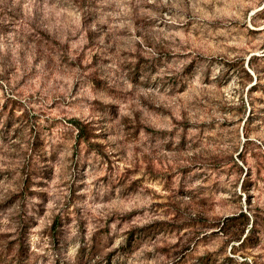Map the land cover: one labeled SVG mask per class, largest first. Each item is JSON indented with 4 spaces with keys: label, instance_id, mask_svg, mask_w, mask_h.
I'll return each instance as SVG.
<instances>
[{
    "label": "rangeland",
    "instance_id": "obj_1",
    "mask_svg": "<svg viewBox=\"0 0 264 264\" xmlns=\"http://www.w3.org/2000/svg\"><path fill=\"white\" fill-rule=\"evenodd\" d=\"M0 264H264V0H0Z\"/></svg>",
    "mask_w": 264,
    "mask_h": 264
},
{
    "label": "trees",
    "instance_id": "obj_2",
    "mask_svg": "<svg viewBox=\"0 0 264 264\" xmlns=\"http://www.w3.org/2000/svg\"><path fill=\"white\" fill-rule=\"evenodd\" d=\"M79 136H81V133L79 134Z\"/></svg>",
    "mask_w": 264,
    "mask_h": 264
}]
</instances>
